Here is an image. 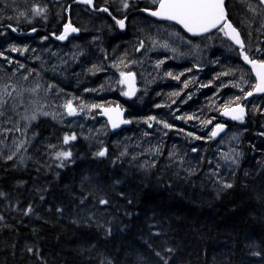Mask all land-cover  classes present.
Here are the masks:
<instances>
[{"label":"trees","instance_id":"1","mask_svg":"<svg viewBox=\"0 0 264 264\" xmlns=\"http://www.w3.org/2000/svg\"><path fill=\"white\" fill-rule=\"evenodd\" d=\"M17 1L26 17L17 13L9 19L4 14L0 23L6 22L23 33L35 28L37 37L51 39L60 35L64 24L70 21L82 30L81 39L100 35L104 52L89 46L87 54L92 65H96L95 60L101 63L103 58L109 68L119 42L130 39L132 30L141 28L136 24L140 20L155 22L140 11L153 8L151 0H129L126 10L121 8V0H95L94 11L76 0ZM239 4L237 0L227 3L229 19L235 27H241L245 20V7ZM34 5L46 7V13L33 16ZM103 7L111 15L96 10ZM113 16L126 17V34L119 30ZM5 29L13 34L8 25ZM249 37L254 38L253 32L244 39ZM220 38L226 37L222 34ZM120 92L98 98L121 105L128 118L143 116L137 99L127 100ZM249 124L253 128L257 125L253 120ZM32 130L52 139L56 150H70L73 155L71 161H65V167L57 168L58 162L46 147L48 143L37 142L27 167L0 157V192L7 194L0 198V264H162L144 240H149L156 251H162V241H167L175 249L170 264H264V169L255 164L254 145L246 144L250 166L233 176L232 189L220 191L199 174L186 176L162 164L143 171L120 157L110 143L112 135L106 145L108 155L98 158L94 156L98 149L86 143L75 128L41 120ZM66 133H75L77 139L64 145L62 138ZM84 177L89 179L84 181ZM117 179L121 181L117 189H122L133 203L128 205L126 199L113 198L115 206L104 217L115 218L113 235L105 239L102 231L84 223L87 212L78 207L82 181L86 191L96 184L107 189ZM29 205L33 212L24 215ZM58 207L62 213L56 212ZM149 224L156 225L152 231H163L165 235L150 238ZM29 247L38 249L39 257L29 253ZM253 251H260L261 256L252 255Z\"/></svg>","mask_w":264,"mask_h":264},{"label":"rangeland","instance_id":"2","mask_svg":"<svg viewBox=\"0 0 264 264\" xmlns=\"http://www.w3.org/2000/svg\"><path fill=\"white\" fill-rule=\"evenodd\" d=\"M11 1L13 0H0V4H2L0 5V18H4V14L12 17V15H17L22 10L17 0L13 3ZM237 1L246 10L241 29L242 27L246 28L248 35L251 34L252 24L258 20L262 27L256 32L257 40H259L257 46L264 48L261 41L264 38V6L259 4V0ZM250 9H254V11ZM136 25L137 27L141 26V28L132 30L130 39L119 42L110 63V65L119 63L123 59L125 64L129 66L125 68L120 65L121 69L124 71L134 70L138 75L140 90L136 99L141 106V111L144 113L138 119L129 118L134 123L133 128L124 129L120 134L111 136L107 122L98 118V111L87 112L85 110L87 114L81 112L77 116L58 115L55 120L50 116H39L36 121L32 122L26 137H22L20 133L8 134L7 140L0 144V157L7 160L6 156L9 154L14 136L19 139L26 138L30 141L26 145L27 152L21 150L13 160L8 161L13 162L16 166L27 167L32 162V153L36 150L37 142L54 144L52 139L42 137L41 134L32 130L33 126L38 125L41 120H49L62 127L77 129L86 143L94 149L99 150L101 147H106L111 136L110 143L119 155L122 151H127V155L122 158L137 164L145 172H149L155 166L162 164L186 176L199 174L217 190H219V186L214 183V178L210 177V172L215 168L216 161L222 153H230L232 150L241 153L239 167L223 165V161H220L222 164L220 176L226 182H230L233 171L235 173L241 167L244 158V149H241V146L244 147V143L254 145L253 157L255 158V164L264 169V135H261V133H264V119L261 120L258 127L248 129V131L251 130L250 134L237 129L233 132L228 131L215 139H208L211 131L208 130L207 125L203 124V121L208 120L211 113L221 112V108L225 103L234 101L236 96H243L239 88L231 87V84L238 83L245 90H248L247 84L240 80L241 75L248 79V73L232 59V57H236L237 52L231 44L226 39L216 36L204 42L202 47H198L187 42L179 34L167 36V29L155 22L140 20ZM149 37L157 41L155 47ZM140 40L145 41V48L137 52L135 48ZM163 43H167L169 48H174L176 51L173 52L160 47L159 45ZM10 45L20 48L27 46L29 51L24 55L11 53L7 51ZM89 46L99 52H104L105 49L100 35H95L92 38L90 34L85 39L74 41L68 47L58 46L47 40L27 39L17 41L10 36H6L0 41V51L5 52V55L13 60V64L8 65L6 61L0 58V69H2L0 70V84L5 82L20 83L25 87H31L36 82L41 84L53 83L58 88L63 89V92L60 93L57 99L50 97L49 104L59 105L63 103L64 99L75 96L79 98L74 101L76 105L83 102L85 104L97 103L109 106L111 104L100 101L98 97H105L122 89V86L116 83V80L119 79V72L116 68L106 67L105 60L101 58V63H98L97 60L94 63L103 70L96 72L94 75L88 73L87 69L92 67V61L87 54ZM32 49H35V52ZM81 51L84 55L78 56L76 60L71 59L73 53ZM37 56L40 57L39 60L36 59ZM158 60L164 61L159 69L155 67ZM16 61L24 64L25 68L18 69ZM131 61H136V63H130ZM53 66H56L55 71H53ZM195 68L207 70V72L215 71V75L211 79L203 78L200 87L201 85L209 86L201 87L202 90L192 88L194 84L200 81V74ZM28 69H35L40 73V76L33 73L28 81H21L20 74H27ZM188 69L192 70L188 71ZM13 70H17V75L14 77L11 75ZM225 71H231L233 74L221 76L217 81H214L218 73ZM167 72L179 75V80L168 77L165 75ZM180 73H183V75H180ZM203 73L207 74L205 71ZM185 81H188L187 88L184 87ZM223 84L229 86L223 87ZM101 85H104V87L101 88ZM85 88L96 89L97 91L85 92ZM177 92L179 93L178 96L171 95ZM40 95L43 96V91ZM29 99L30 96L26 93L24 97L25 106H28ZM157 105H160V107H157ZM261 106H258L256 102L253 103L252 111L257 115L263 113L259 111ZM23 110V108L18 109L20 112H23ZM46 110L53 111L54 109L47 108ZM58 111L62 113L63 109H58ZM253 112L252 115H254ZM150 116H155L157 120L166 121L172 125V128L165 129L162 124H158L156 121L145 123L144 121ZM176 116H193L195 118L185 120L176 119ZM199 119L200 122H198ZM149 123L152 124V127L148 126ZM11 126V124L5 125L3 118H0V127ZM189 132L193 133V136H188L187 133ZM245 134L248 137L247 140H244ZM195 136L202 137V139H194ZM234 136L235 139H233ZM192 148H196L197 151L193 152ZM55 150L48 149L49 153H53ZM133 157H136V159H133ZM21 158H23V163H21ZM208 161L213 163L209 164ZM141 165L144 166L141 167ZM190 168L195 170L191 175L188 171Z\"/></svg>","mask_w":264,"mask_h":264},{"label":"snow or ice","instance_id":"3","mask_svg":"<svg viewBox=\"0 0 264 264\" xmlns=\"http://www.w3.org/2000/svg\"><path fill=\"white\" fill-rule=\"evenodd\" d=\"M77 3L87 4L89 6H93V0H76ZM153 8H144L140 9L142 12H147L148 15L155 17L162 21H168L172 24L179 25L186 33L191 34L192 36H205L208 33H211L213 30H216L219 33H222L224 37L228 40L232 41L233 44L237 45L239 48V56L244 61L245 64L250 66V73L248 74L249 78L245 79L244 75H241L240 80L247 84L248 90H245L244 87H241L238 83L231 84V87L239 88V90L243 93V97L236 96L234 101H229L225 103L221 109L220 114L226 117H229L233 121H244L245 116V108L242 106L239 101L241 99H247L248 97L253 96L254 94H264V48L256 47L254 50L249 48L246 50L245 42L241 38L240 32L237 30L236 27L232 25V23L228 19L226 7H225V0H151ZM259 4L264 6V0H259ZM129 0H121V8L126 10L129 8ZM98 11H102L111 15L109 9L107 7H103L100 9H96ZM253 10L254 9H250ZM46 7H41L39 5H34L31 9V14L33 16H41L46 13ZM20 16L26 17L25 12H20ZM115 20V23L119 26L121 30L125 28V20L124 19H117L115 16L112 17ZM11 19V17H9ZM13 32H16V28H12L11 25H8ZM33 32L36 31L35 28L32 29ZM80 31L79 28L74 27L72 23L69 21L65 23L63 26V31L60 35H55L56 40L64 41L68 38V36L72 33H78ZM4 33L0 32V35ZM169 35H178V33H170ZM43 39H47L44 37ZM151 40L152 45L155 47L157 41L154 38L149 37ZM162 48L168 49L170 51L175 52L176 49L169 48L167 43H163L159 45ZM145 48V41L140 40L138 42V46L135 48V51L139 52ZM7 51L11 53H19L20 55H24L26 52L29 51L28 47L25 46L23 48L17 47L15 45H10ZM35 52V49H32ZM55 55V53H53ZM84 55V53L77 52L73 53L71 56L72 60H76L78 56ZM0 58L7 62L8 65L13 64V60L10 59L5 52L0 51ZM37 60L40 59L39 56L36 57ZM107 59V57H105ZM18 65V69H24L25 65L16 61ZM130 63H136V61H131ZM164 63L163 60H158L156 62L155 67L157 69ZM120 65H123L127 68L129 65L125 64L124 60L121 59L119 63H113L110 65L112 68H116L119 72V79L116 80L118 85L122 86V90L120 94L127 98H132L135 96L137 92L136 84H135V73L132 71H124L121 69ZM55 67L53 66V71H55ZM2 70V69H0ZM103 70L102 68L98 67L97 65H92L91 68L87 69L88 73L95 74L98 71ZM192 69H188L191 71ZM35 73L36 76H40V73L37 72L35 69H28L27 74L21 73L20 80L21 81H28L29 77ZM231 71H225L218 73L215 79H219L221 76H228L232 75ZM13 77L17 75V70H13L12 74ZM168 77L172 79L179 80V75H174L172 72L165 73ZM183 75V73H180ZM254 77V79H252ZM11 79V77H9ZM209 85H201V87H208ZM223 87H228V84H223ZM104 85H101L103 88ZM184 87H188V81L184 82ZM41 91H43V96L40 95ZM85 92H95L96 89H89L85 88ZM63 92V89L57 87L56 84L53 83H46L41 84L40 82H36L31 87H25L23 84L16 83H8L5 82L0 84V118H3V123L5 125L11 124V127H0V144H3L7 138L9 133H20L22 137L27 136V131L32 125V122L36 121L39 116H50L52 119H57V116H62L66 114L67 116H77L81 112H97L107 117V124L115 130L119 128L121 125L130 124L132 123L131 120L124 119V109L119 105L116 104L115 106H105V104H85L81 102L80 104H74V101L79 99L78 97H71L64 99L62 104L53 105L49 104V98L57 99L60 96V93ZM30 96L28 100V106H25L24 97L25 94ZM15 94V95H14ZM171 95L178 96L179 93H172ZM190 98V97H189ZM11 101V103H10ZM174 102V101H173ZM160 107V105H157ZM23 108V112L18 111V109ZM47 108H53V111L46 110ZM58 109H63V112L60 113ZM85 112V114H87ZM16 117V119H14ZM193 116H176V119H185L191 120L194 119ZM148 121H156L158 124H162L163 128L171 129L172 125L167 123L163 120H157L155 116H150L145 120V123ZM23 122V123H21ZM212 120L203 121L204 125L211 124ZM149 127H152V124H148ZM225 124L217 123L209 133L208 139H215L221 132L225 130ZM35 135V134H34ZM147 135V133H145ZM188 136H193V133H187ZM264 135V133H261ZM236 137L234 136L233 139ZM77 139V135L75 133L72 134H64L62 138V142L64 145L70 144V142L75 141ZM87 139V137H85ZM194 139L200 140L202 137L195 136ZM30 141L28 139H19L15 136L12 139V144L10 146L9 154H7V160H13V158L19 153L21 150L27 152V147ZM50 150H54L57 148V145L48 144L46 146ZM158 151V150H157ZM193 152H196V148H192ZM72 151L70 150H55L52 153V159L57 161L56 164L57 168L65 167V161H71L72 159ZM108 155V149L106 147H101L98 151L94 153L95 157L104 158ZM127 151H122L120 153V157L126 156ZM241 153L235 152L232 150L230 153H222L219 159L216 161L215 168L210 172V177L214 178V183L219 186L220 191H224L227 189L233 188V183L226 182L220 176V169L222 164L220 161H223V165H231L239 167V157ZM120 157H117L119 159ZM136 159V157H133ZM21 163H23V158H21ZM113 164L116 161H112ZM209 164H212V161H208ZM144 165H141L143 167ZM154 166V165H151ZM189 174L194 173V169H189ZM234 175V171H233ZM245 175L247 176L248 173L246 172ZM84 181H87L89 178L84 177ZM121 184L119 179L114 180L110 186L106 189L105 187L101 186L100 184H96L94 187H90L88 190L85 191L83 188V181H82V192L83 194L79 198V205L81 212H87V217L84 220L86 226L94 225L98 231H102L104 234L105 239L111 237L113 235V223L114 219H105V213L109 208L114 207L113 198L119 197L126 199L128 205H131L133 201L126 197L125 192L120 189H117V186ZM6 193L0 192V198L6 197ZM41 200L44 199L43 196L40 197ZM89 205L91 206L89 208ZM91 209H95L92 211ZM33 212V207L29 205L26 210H24V215H29ZM57 213H62V208H56ZM126 216L131 217V213L125 212ZM3 217L0 216V220ZM77 221L74 220L73 223ZM127 227V225H125ZM155 224H149V235L151 237L160 238L163 235V231H152L155 228ZM123 230V229H121ZM147 247L154 251L156 257L159 258V261L162 264H170V261L173 259L175 254V249L167 245V241H162V251H156L153 248V244L149 242V240L143 241ZM29 253L36 255L39 257V250H35L32 247L27 248ZM167 254V255H165ZM254 256H261L260 251H253L251 253ZM107 264H112L111 261H108Z\"/></svg>","mask_w":264,"mask_h":264},{"label":"flooded vegetation","instance_id":"4","mask_svg":"<svg viewBox=\"0 0 264 264\" xmlns=\"http://www.w3.org/2000/svg\"><path fill=\"white\" fill-rule=\"evenodd\" d=\"M3 26H7V25H3ZM164 27L167 29V32H168L166 34L167 36L169 35V33H178L187 42L192 43V44H194L195 46H198V47H202V45H203L204 42H207L211 38H214L216 36H220L222 34V33H219V32H215L213 35H211L212 37L209 36V37L202 38V39H191V38L187 37L183 32L177 30L174 27H171V26H168V25H166ZM261 27H262V25L260 24V22L258 20H257L256 23H253L252 24V28H251V32H253L254 38H250L249 37L246 40L244 39V37H248V35H247L248 32H246V28L244 29L242 27V29L245 31V33H244L242 31L241 27H236L240 31L242 37L244 36L243 39H244V42H245L246 50L249 49V48H251V49L254 50L256 47H259V46H257V43L259 42V40H257L258 37H257V33L256 32ZM2 33H4L3 35H9L10 34V31H8V29H5V30L2 31ZM3 35H0V37L3 36ZM43 38H44L43 36L38 37V39H43ZM47 39L50 40V41H52L50 38H47ZM24 40H26V39L19 40V41H24ZM250 41H252V43H249ZM261 41L263 42V45H264V38ZM68 46H70V45L68 44L65 47H68ZM234 50H236V49H234ZM236 52H237L236 53V57L235 58L232 57V59H234L235 62H237L239 65H241L243 67L244 71L249 74L250 73V69L246 68V66L241 62L240 56H239V51L236 50ZM195 70L200 74V81H199V83L194 84L192 86V88H194V90H197V89L202 90V88L200 87V84L202 83L203 78H206L208 80L211 79L215 75V71H209V72H207V70H202V69H199V68H195ZM204 71L207 73L206 75L203 73ZM214 81H217V79L214 78ZM138 83H139V81H138ZM241 97H243V96H241ZM255 102L258 103V106L259 105H262L261 108H259V111H262L263 113H260L259 115H257V114H255L252 111V104L255 103ZM239 103L242 106L245 107V109H246V111L248 113V118L247 119H245L242 123L239 122V121L238 122H226L225 120H223L221 118L220 112L219 113H216V114L211 113L208 116V120H212V123L207 125L208 130L210 129V131H211L212 128L217 123H222V124H225L227 126V130L230 131V132L236 131L237 129L240 130L241 128H243L244 131H246L245 133L248 134L249 133L248 129H252L253 128L252 126H250V124L248 125V123H250V121H252V120L253 121H256L257 125L255 127H258L261 124V120L264 119V95H262V96H251V97H248L246 100L245 99H241V101H239ZM252 112L256 116L252 115ZM198 122H200V119L198 120ZM246 134H245L244 140H247L248 139V137L246 136ZM247 143H248V141H247ZM244 145H245L244 147H243V145L241 146V149L242 148L244 149V152H243L244 153V158L242 159V163H241V167H240L241 169L243 167L250 166V161H251V158L249 159L248 158V155L246 153V150H247L248 147H246V143H244ZM240 170H237L234 173V175L233 174L232 175L235 177L236 175H238V173H239ZM230 182L232 183V179L230 180Z\"/></svg>","mask_w":264,"mask_h":264},{"label":"water","instance_id":"5","mask_svg":"<svg viewBox=\"0 0 264 264\" xmlns=\"http://www.w3.org/2000/svg\"><path fill=\"white\" fill-rule=\"evenodd\" d=\"M77 3V2H76ZM227 3H228V0H225V7H226V11H227V15H228V10H227ZM77 4H81V5H83V6H85V7H89L92 11H94L95 9H94V7H95V0H93V6H89V5H87V4H83V3H77ZM146 15H148V13L147 12H144ZM150 18H152L154 21H156V22H162V23H171V22H168V21H162V20H159V19H157V18H155V17H152V16H150V15H148ZM228 19H229V16H228ZM229 21H230V19H229ZM126 22H127V19L125 20V28L123 29V30H121L120 28H119V30L123 33V34H125L126 32H127V24H126ZM231 22V21H230ZM172 24V23H171ZM175 25V24H174ZM233 25V24H232ZM74 27H76L75 25H73ZM178 28H180L184 33H186L179 25H176ZM234 26V25H233ZM235 27V26H234ZM78 28V27H77ZM1 29L2 28H0V31H1ZM238 30V29H237ZM239 31V30H238ZM214 32H216V30H213L211 33H208V34H206L205 36H192L191 34H189V33H186L189 37H191V38H200V37H206V36H209V35H211V34H213ZM240 32V31H239ZM81 33H82V30L80 29V31L78 32V33H72V34H70L69 36H68V38L66 39V40H64V41H60V40H56L55 39V36H53V41L54 42H56V43H58V44H61V45H65V44H68L69 43V41L70 40H72V39H75V38H79L80 36H81ZM14 34H16L17 36H20V37H25V36H27V37H34L35 35H36V31L35 32H33V31H31V32H28V33H18L17 31L16 32H14ZM240 35H241V33H240ZM241 38L243 39V37H242V35H241ZM230 41V40H229ZM230 43L236 48V49H238L239 50V48H238V46L237 45H235V44H233L232 43V41H230ZM246 48V47H245ZM242 62L244 63V61L242 60ZM245 64V63H244ZM247 67H249L250 68V66L249 65H247V64H245ZM135 84H136V88H137V92H136V94H135V96H133L132 98H128V99H130V100H133V99H135L136 98V96H137V93H138V86H137V80H136V76H135ZM255 95H263V94H255ZM125 110V109H124ZM126 116H127V111L125 110L124 111V119H126ZM221 117L222 118H224L225 120H227V121H231V122H233V120H231L229 117H226V116H223V115H221ZM248 117V115H247V113H246V110H245V116H244V118H247ZM99 118L100 119H104V120H106L107 121V117H105V116H102V115H100L99 114ZM132 126H133V124L132 123H130V124H125V125H121L119 128H117V129H115V130H113L111 127H110V125H109V128H110V131H111V134L112 135H114V134H117V133H119V132H121V131H123L124 129H131L132 128ZM226 130H227V128L225 127V130L223 131V132H221L217 137H220V136H222V135H224L225 133H226ZM216 137V138H217Z\"/></svg>","mask_w":264,"mask_h":264}]
</instances>
